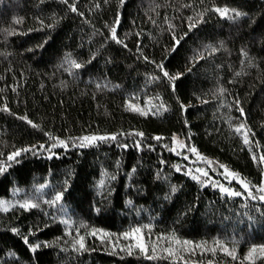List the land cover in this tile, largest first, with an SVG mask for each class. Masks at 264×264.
Wrapping results in <instances>:
<instances>
[{
    "label": "trees",
    "instance_id": "1",
    "mask_svg": "<svg viewBox=\"0 0 264 264\" xmlns=\"http://www.w3.org/2000/svg\"><path fill=\"white\" fill-rule=\"evenodd\" d=\"M176 138L262 183L264 0H0V200L38 205L0 211V264H241L264 203L190 177Z\"/></svg>",
    "mask_w": 264,
    "mask_h": 264
},
{
    "label": "rangeland",
    "instance_id": "2",
    "mask_svg": "<svg viewBox=\"0 0 264 264\" xmlns=\"http://www.w3.org/2000/svg\"><path fill=\"white\" fill-rule=\"evenodd\" d=\"M228 16H229V13H228ZM148 105H149V107H153L152 103H150ZM243 132H246V130L243 129L242 133ZM242 137H243V134H242ZM171 149H172V151H173V149H175V151H173V152L178 154V155H180V156H182L185 159V168L184 169H185L186 173L190 177H193V176L199 177L198 181L201 182L203 185H211L214 189H217L219 191H220V186H223V187L229 188V189H231L233 191L242 193L241 196H231V197H235V198L238 197V198H243V199H251V200H256V201H260V202L264 203V201H261L259 199V196L260 195H264V193H260L258 191L259 187L264 186V175H263L262 183L259 186H253L248 180L244 179L241 175H239L238 173H236V172L230 170L228 167H226L229 171L238 174L241 179H243V180H245L246 182L249 183V187L252 190L253 196L256 197L254 199L252 196H249L247 192H245L244 188L241 186L240 183L237 182L236 179L226 176V174L224 173L225 166H223V165H221V164H219V163H217V162H215L213 160H210V159H208L206 157H203L200 154H199V157H202L203 159L198 158L197 152L193 153L191 151L192 148L190 146H188L182 139H178V138L174 139ZM256 161H258V158L256 159ZM209 162H211V163H209ZM263 166H264V162H263ZM197 169H201L203 171H206L207 172V176L201 175L200 172L196 171ZM44 189H45L44 186L36 188L35 194H39L40 195L42 193H45L43 191ZM221 193L223 195L229 196L226 193H223V192H221ZM14 195L15 196H13L11 199L0 200V201H5V202L8 203V205H10L8 210H10L13 207H19L20 204H23L26 201H30L32 203L37 204L36 201H34L31 198V196L28 197V198H24L22 200V199L18 198V196H19V192L18 191H15ZM0 211H3V210H0ZM61 218H63V220H65V216L62 215ZM65 221H67V220H65ZM67 223H69V221H67ZM139 229H140L139 233L134 232V230L131 231L130 233H128L129 235L127 236V240L131 242V247L133 249H137L138 248L141 251H146L147 243L145 242V236H144L145 232L141 228H139ZM151 247L152 248L153 247H157V245L155 246L154 244H152ZM253 247L259 249L260 247H264V246H252V247H250V249L245 254V257L248 256L249 252L251 251V249ZM245 257L241 261V264H253L254 262H257L258 260H260L261 258H264V256H262L259 251H257V253L254 254V256L252 257L251 260L245 259Z\"/></svg>",
    "mask_w": 264,
    "mask_h": 264
},
{
    "label": "snow or ice",
    "instance_id": "3",
    "mask_svg": "<svg viewBox=\"0 0 264 264\" xmlns=\"http://www.w3.org/2000/svg\"><path fill=\"white\" fill-rule=\"evenodd\" d=\"M63 2L67 4V3H68V0H63ZM69 8H70V10L73 11V12H76V11H77V9H76V7H75L74 4H69ZM215 11H217L221 16H224V17H227V16H228V9H223V10H222V9L217 8V9H215ZM235 15H236V16H239L240 13L237 12ZM229 18H231V17H229ZM192 26H195V25H194V24H193V25H190V27H192ZM111 32H112V39H114V40L117 39V37H116V28H115V27L112 28ZM117 42H120V41L117 40ZM177 43H178V41H177ZM69 63H70L71 66L74 67V68L79 69V68L81 67V65H80L79 63H76L75 61H69ZM159 67L161 68V70H163V65H160ZM163 74H164L165 77H168L169 80H171V81H175L176 79L179 78V74H177V75H175V76H169V74H168L167 71H164ZM182 107H183V106H182ZM129 108H130V110H133V111H139V112H141V114H144V115L147 114V112H145L144 109L138 108V107H136V106H134V105H129ZM3 110H4V111H7L8 109H7V107L5 106V108H4ZM238 110L241 112V114H243V109H242V108H239ZM22 119H27V118H26V117H22ZM27 122H28L29 124H31L33 127H37V125L33 124L32 121L28 120ZM243 129H244V125L241 124L239 127H237V128L235 129V131H236L237 133H241V134H243L244 143L247 145V144L250 143V141H249V139H248V135H247V133H246V132H243V133H242V130H243ZM137 135H141V136H142L143 134H142V133H138ZM50 138H52V139H56V138H53V137H50ZM106 139L115 140V139H116V136H115V135H113V136H111V137H106V136H85V137H82V138H81V142H82V146H83L84 144H94V143H95L96 141H98V140H106ZM156 139H160V137H156ZM59 144H60L61 146L67 147V144H66L65 141H62V140H61V141H59ZM40 147H41V149H43L44 146L41 145ZM52 147H56V145L53 144ZM125 147H126V146H125ZM29 151H33V149H31V148L19 149V150L15 151L14 153L10 154V155L7 157V159H8L9 161L15 160L16 157L20 156L22 152H29ZM49 151H50V150H49ZM173 151H175V149H173ZM191 151H192L193 153H196V149H195V148H192ZM197 156H198V158L203 159L202 157H199V154H198V153H197ZM256 159H257V157H256L255 155H253V160H256ZM259 161H260V162H264V155H260V156H259ZM209 163H211V162H209ZM9 166H10V165H9ZM222 167H223V166H222ZM3 170H4V168H0V171H3ZM177 170L179 171V168H178ZM196 171L200 172L201 175H203V176H207V172H206V171H203V170H201V169H197ZM224 173L226 174L227 177H232V178L236 179L237 182L240 183L241 186L244 188L245 192L248 193L249 196H252L254 199L256 198L255 196H253L252 190H251V188L249 187V183L246 182L245 180L241 179L240 176H239L238 174L229 171L226 167L224 168ZM192 178L195 179V180H199V177H197V176H193ZM220 191L223 192V193H226V194L229 195V196H241V195H242V193H240V192L233 191V190H231V189H229V188H226V187H223V186H220ZM258 191H259L260 193H264V186L259 187V188H258ZM61 198H62V197H61L60 195H57V196L55 197V199H53V200H51V201H48V203H49L50 205H55L59 200H61ZM259 199H260L261 201H264V195H260V196H259ZM9 207H10V205H8L7 202H5V201H0V210L7 211V210L9 209ZM19 207L24 208L25 210H28V209H32V208L38 207V205L35 204V203H32V202H30V201H26V202H24L23 204H20ZM64 223L67 224V221H64ZM13 231H16V230H13ZM134 232L139 233V232H140V229H135ZM91 234H92V235H95L96 233L93 232V233H91ZM104 235H107V234H104ZM128 235H129V234H125V237L127 238ZM83 240H84V238H83V237H80V238L76 241V243L79 245V248H80V249H83V248L85 247ZM24 242H25L26 244L28 243V239H27V237H24ZM174 242H175L176 244H181V242H180L179 240H175ZM217 243L219 244V242H217ZM183 245L188 246V245H190V242H189V241H183ZM39 246H40L39 244H36L35 246H30V247H31V250H32L33 252H35L36 249H37ZM198 247H199V246H198ZM220 247H222L223 250H224L228 255L233 256V258L235 259L234 250L229 251L226 247H223V245H220ZM164 251L168 252L169 255H173V254H174V253H173V249H165ZM212 251H215V249H212ZM257 251H259V252L261 253V255L264 256V247H260L259 249L253 247V248L251 249V251L249 252L248 256L245 257V259L251 260L252 257L254 256V254L257 253Z\"/></svg>",
    "mask_w": 264,
    "mask_h": 264
}]
</instances>
